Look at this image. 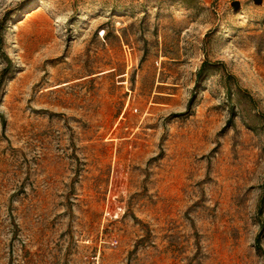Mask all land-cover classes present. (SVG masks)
Masks as SVG:
<instances>
[{
    "label": "rangeland",
    "instance_id": "obj_1",
    "mask_svg": "<svg viewBox=\"0 0 264 264\" xmlns=\"http://www.w3.org/2000/svg\"><path fill=\"white\" fill-rule=\"evenodd\" d=\"M262 186L264 0H0V264H264Z\"/></svg>",
    "mask_w": 264,
    "mask_h": 264
},
{
    "label": "trees",
    "instance_id": "obj_2",
    "mask_svg": "<svg viewBox=\"0 0 264 264\" xmlns=\"http://www.w3.org/2000/svg\"><path fill=\"white\" fill-rule=\"evenodd\" d=\"M206 71H207V69H206V62H204L200 66V68L198 69V71L196 73V78H199ZM225 79H227V81H231L233 79V77L230 76V75H228L227 78H225ZM226 94H227V98L229 100H231V88L228 87V86L226 88ZM2 123L4 125V121ZM262 211H264V186H262V195H261V198L259 200L258 209H257V216L259 217V219L262 218ZM262 231H264V223H261V230H260L259 234L255 238L256 249L259 252L262 251L261 241H262V237H264V234H262Z\"/></svg>",
    "mask_w": 264,
    "mask_h": 264
},
{
    "label": "water",
    "instance_id": "obj_3",
    "mask_svg": "<svg viewBox=\"0 0 264 264\" xmlns=\"http://www.w3.org/2000/svg\"><path fill=\"white\" fill-rule=\"evenodd\" d=\"M252 1H253V3L255 5H260L261 4V0H252ZM238 6H239V4L236 3V2L232 4V7L235 8V9L238 8Z\"/></svg>",
    "mask_w": 264,
    "mask_h": 264
}]
</instances>
